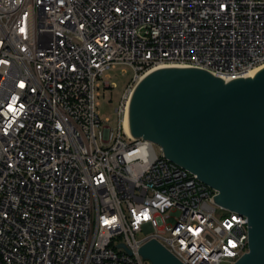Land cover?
I'll use <instances>...</instances> for the list:
<instances>
[{"label":"built area","instance_id":"obj_1","mask_svg":"<svg viewBox=\"0 0 264 264\" xmlns=\"http://www.w3.org/2000/svg\"><path fill=\"white\" fill-rule=\"evenodd\" d=\"M262 64L264 0H0V264H146L152 238L183 264H233L247 217L123 117L155 69ZM117 65L133 72L115 132L96 88Z\"/></svg>","mask_w":264,"mask_h":264},{"label":"water","instance_id":"obj_2","mask_svg":"<svg viewBox=\"0 0 264 264\" xmlns=\"http://www.w3.org/2000/svg\"><path fill=\"white\" fill-rule=\"evenodd\" d=\"M130 133L215 188L217 204L248 220V251L233 264H264V66L223 80L197 67H161L134 86ZM138 252L183 264L156 239Z\"/></svg>","mask_w":264,"mask_h":264},{"label":"rangeland","instance_id":"obj_3","mask_svg":"<svg viewBox=\"0 0 264 264\" xmlns=\"http://www.w3.org/2000/svg\"><path fill=\"white\" fill-rule=\"evenodd\" d=\"M132 69L126 65H117L114 68H110L106 71L109 75L108 77L104 75L99 79L100 86L96 88L99 94L96 96V101L98 102L97 110L99 117L102 121L106 118L109 119L107 124L117 132V127L119 123V114L117 107L121 101L123 92L127 83L132 77ZM109 79L111 82V87L104 86V80ZM156 149L159 151V146L156 145ZM143 234L141 232L136 233V237L140 238ZM149 264V261H145Z\"/></svg>","mask_w":264,"mask_h":264},{"label":"bare ground","instance_id":"obj_4","mask_svg":"<svg viewBox=\"0 0 264 264\" xmlns=\"http://www.w3.org/2000/svg\"><path fill=\"white\" fill-rule=\"evenodd\" d=\"M264 66V64L260 65L259 67H257L256 69H254L253 71L249 72L248 74H246L244 77L247 76H251L257 69H259L260 67ZM174 67V66H173ZM223 80L227 81L226 78H222ZM123 126L126 132L130 133V126H129V115L128 113H125L124 117H123Z\"/></svg>","mask_w":264,"mask_h":264}]
</instances>
